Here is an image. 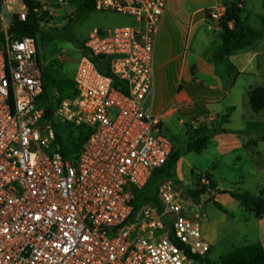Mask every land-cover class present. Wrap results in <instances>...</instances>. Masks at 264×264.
I'll return each mask as SVG.
<instances>
[{
    "label": "built area",
    "instance_id": "1",
    "mask_svg": "<svg viewBox=\"0 0 264 264\" xmlns=\"http://www.w3.org/2000/svg\"><path fill=\"white\" fill-rule=\"evenodd\" d=\"M169 1L94 0L96 11L131 23L94 28L84 41L76 97L56 115L90 134L66 159L38 103L37 42L9 36L13 19L26 21L30 10L0 0V264H199L211 252L201 204L164 185L161 211L133 205L173 151L152 112L155 42ZM225 9L210 12L213 29Z\"/></svg>",
    "mask_w": 264,
    "mask_h": 264
},
{
    "label": "rangeland",
    "instance_id": "2",
    "mask_svg": "<svg viewBox=\"0 0 264 264\" xmlns=\"http://www.w3.org/2000/svg\"><path fill=\"white\" fill-rule=\"evenodd\" d=\"M53 1L60 3L61 0ZM248 6L251 12L248 16V24L263 32V40L255 44L256 50H251L260 52V55L251 63L247 71L250 74L241 75L239 78L235 74L232 78L225 75L228 66L226 63L219 66L218 73L223 78L224 85L228 86L236 80L235 89L232 95L219 105L207 104L206 107L211 113L206 114L203 119L198 117L201 110H204L203 103L198 105L196 111L191 106L177 105L178 109L172 111L174 113L170 117H166L165 134L172 141L175 151L184 150L192 136V127H196L199 123H205L213 130L219 131L211 137L206 150L201 153H183L175 167L163 173L162 180L154 192L156 197L160 188L169 185L179 191L184 199H191L187 196V192L195 188L199 176L203 178L207 176L220 190L249 191L256 195L264 190V141L260 140V137L264 136V127L250 133L242 131L245 127L264 123V110L258 113L251 110L248 96L251 86H264V52L260 51L264 48V26L260 20L264 15L263 0H248ZM52 7L54 16L46 12L49 20L41 25V32L37 35L36 42L45 81L51 87L52 95L58 99L57 95L61 97L58 89L64 84L70 85L79 63L80 54L75 43L84 42L94 28L107 29L127 25L129 18L113 13L79 11L78 5L73 0ZM216 10L222 12V9L218 10V8L213 11ZM200 31L210 42L212 41L211 50L220 43V41L216 44L213 42L215 35L208 25L202 26ZM174 32L175 42L180 47L179 35L177 31ZM233 62L238 64L239 61L233 60ZM170 66L168 69L164 68V58L157 57L156 80L157 84L159 80L163 83L165 90H162L160 96L155 93L152 102L153 113H156L175 93L176 80L174 73L169 74L173 69V65ZM54 81L57 83L54 84ZM185 84L186 81L181 87ZM189 92L193 93L198 102L210 98L213 94L212 90L197 84H191ZM233 102L237 105V110L233 112L229 123H223L224 114L221 113H225L226 106ZM250 140H258L257 145L251 143L244 146ZM213 197L224 206L227 213L216 208L211 202ZM195 202L204 208L206 221L202 223V233L208 236L212 244V250L208 255L211 261L218 262L222 256L235 248L256 241L257 218L246 212L240 203L228 194H217L213 190L202 195Z\"/></svg>",
    "mask_w": 264,
    "mask_h": 264
},
{
    "label": "trees",
    "instance_id": "3",
    "mask_svg": "<svg viewBox=\"0 0 264 264\" xmlns=\"http://www.w3.org/2000/svg\"><path fill=\"white\" fill-rule=\"evenodd\" d=\"M30 10L29 17L26 21H19L16 17L13 19L9 29V36L11 38H21L24 36L32 37L36 40L37 35L41 32L40 21L47 17L46 11H42V15L34 13V9L41 8L37 0H23ZM78 5V10H86L88 12L95 11L94 0H73ZM241 4V5H240ZM264 5V0H263ZM225 12L223 16L216 23L219 25V37L221 46L216 50L215 60L222 62L228 60L230 56L243 50H256L255 44L259 40H263L262 30L253 28L248 24V16L245 14L242 3L226 2ZM209 19L211 17L209 16ZM262 25L264 26V15L260 17ZM230 24L233 27L230 28ZM76 46L80 51L84 52V42H76ZM37 54V52H36ZM38 61V58H37ZM41 65V63L38 61ZM191 73H194L195 66H191ZM43 74V91L38 99L39 106L44 109L45 117L50 121L54 127L56 141L60 145V150L64 158H76L78 153L89 137L90 129L86 125L76 126L67 121H63L56 110L64 99H74L76 97V90L73 80L69 84L60 86L59 93L56 99L51 92V87L46 83ZM57 83V82H56ZM54 81V84H56ZM61 85V84H60ZM53 88V87H52ZM249 103L251 109L258 113L264 110V86L254 85L248 91ZM64 97V98H62ZM235 107H230L222 116L223 123H229L231 114ZM219 130H213L205 123H199L196 127H192V136L186 144L182 152L173 151L168 162L160 169L156 170L148 184L141 190L136 191L133 205L135 211H138L140 206L148 203L155 205L159 211L162 206L158 197L154 195L155 190L162 180L161 176L167 170L169 171L178 163L183 153L196 152L201 153L208 148L211 137ZM264 141V136L261 137ZM207 184L202 183V176L197 178L195 188L189 190L187 196L193 200H198L202 195L216 191L217 194H228L232 199L238 201L242 208L252 214L255 218L261 219L264 217V190L259 194H253L249 191L235 192L232 190L217 189L216 184L207 176L205 177ZM211 202L222 212L228 211L224 206L218 202L215 197ZM209 255V254H208ZM206 255L200 259V264H264V246L260 242L246 244L235 248L231 252L222 256L218 262H213Z\"/></svg>",
    "mask_w": 264,
    "mask_h": 264
},
{
    "label": "crops",
    "instance_id": "4",
    "mask_svg": "<svg viewBox=\"0 0 264 264\" xmlns=\"http://www.w3.org/2000/svg\"><path fill=\"white\" fill-rule=\"evenodd\" d=\"M37 1L40 3L41 7L43 9H46V11L49 12L52 16H54V8L52 6L61 3L66 4L65 0H61L60 3L53 0H45L46 2L42 0ZM226 2L242 3L245 14L247 16L251 15V12L248 10V0L169 1V4L161 20L159 31L157 33L154 51V62H156L157 57H163L164 68L168 69V67H171L170 65H173V69L169 71V74L170 72L174 73V79L176 80L175 93L173 94L172 98L164 103V100H162L163 104L161 108H159V110L154 113V115L160 118L164 131V120H166V117H170L178 109L177 105L184 104L187 106H191V108L196 111V109L199 108L198 105L200 106L203 103L204 110H201V112L198 114V117L203 119L206 114H208L209 112L211 113V111L206 107L207 104L219 105L220 103L224 102L226 98L232 95L235 89L236 80L228 86L224 85L223 78L218 73V69L221 64L226 63L228 65L225 71V75H227L229 78H232V76H234L235 74L238 75L239 78V76L241 75L250 74L247 73V71L251 63L257 60L260 55V52L257 53L256 51L243 50L230 56L228 60L222 62L215 60V52L221 46V40L218 34L220 30L213 29L215 23L213 20L209 19V16L211 11L217 8L222 9L223 7H225L224 5ZM128 23H131L130 19ZM204 25H208L209 27H211V31L213 32V35H215L213 42L216 44V42L219 43L220 41V43L217 44L216 47H212V50L210 49L212 41L210 42V40H208L207 37H205L204 34L200 31L201 27ZM99 29L105 30L106 28ZM174 31H177L179 35V40L181 43L180 47H178L175 42ZM78 50L80 54V49L78 48ZM260 51L264 52V48ZM35 57L36 59L38 58V61L40 62L38 47ZM233 60H238V64H234ZM193 65L195 66L194 71H196L194 72V75L193 73H191L190 69ZM154 79L155 93L160 96L162 94V90L164 91L165 88H163V83H161L160 80L157 84L155 63ZM185 81L186 84L181 87ZM191 84H197L200 87H205L212 90V96H210V98H205V100L202 102H198L194 98L193 93L189 92ZM232 106L235 107L234 111L237 110V105L233 102L226 106V112ZM263 127L264 123H256L253 126H250L248 128L245 127L243 128V130H241L244 133H250L254 130L263 129ZM251 128L253 129L251 130ZM251 143L256 146L258 140H250L244 146H248ZM217 189L219 188L217 187ZM256 224L258 236H256V241L250 243L260 242L264 246V217L261 219H256ZM204 236L208 239L207 235Z\"/></svg>",
    "mask_w": 264,
    "mask_h": 264
}]
</instances>
